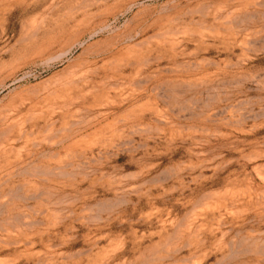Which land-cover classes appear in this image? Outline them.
Wrapping results in <instances>:
<instances>
[{"label":"rangeland","instance_id":"374dc122","mask_svg":"<svg viewBox=\"0 0 264 264\" xmlns=\"http://www.w3.org/2000/svg\"><path fill=\"white\" fill-rule=\"evenodd\" d=\"M0 264H264V0H0Z\"/></svg>","mask_w":264,"mask_h":264}]
</instances>
